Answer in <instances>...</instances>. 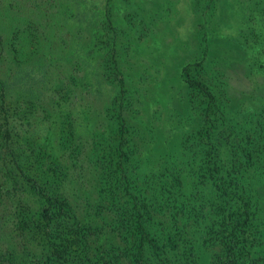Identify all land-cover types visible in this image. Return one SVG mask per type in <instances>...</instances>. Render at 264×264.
I'll use <instances>...</instances> for the list:
<instances>
[{
  "label": "rangeland",
  "instance_id": "1",
  "mask_svg": "<svg viewBox=\"0 0 264 264\" xmlns=\"http://www.w3.org/2000/svg\"><path fill=\"white\" fill-rule=\"evenodd\" d=\"M0 44V264H264V0H0Z\"/></svg>",
  "mask_w": 264,
  "mask_h": 264
},
{
  "label": "trees",
  "instance_id": "2",
  "mask_svg": "<svg viewBox=\"0 0 264 264\" xmlns=\"http://www.w3.org/2000/svg\"><path fill=\"white\" fill-rule=\"evenodd\" d=\"M1 45V44H0ZM1 132V131H0ZM4 133L6 134V136H7V140L9 139V138H11V142H9V140L7 141H5L4 143H5V145H6V147L8 148V150H9V152L10 151H12L13 150V148H11L10 146H11V143H13V135H11V129H9V127L6 129V130H4ZM12 136V137H11ZM14 144V143H13ZM10 147V148H9Z\"/></svg>",
  "mask_w": 264,
  "mask_h": 264
}]
</instances>
